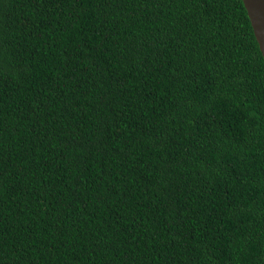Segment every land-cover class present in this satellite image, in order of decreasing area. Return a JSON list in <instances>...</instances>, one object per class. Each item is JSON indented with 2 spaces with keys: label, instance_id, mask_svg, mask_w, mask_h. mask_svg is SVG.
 <instances>
[{
  "label": "trees",
  "instance_id": "obj_1",
  "mask_svg": "<svg viewBox=\"0 0 264 264\" xmlns=\"http://www.w3.org/2000/svg\"><path fill=\"white\" fill-rule=\"evenodd\" d=\"M0 264H264L242 0H0Z\"/></svg>",
  "mask_w": 264,
  "mask_h": 264
},
{
  "label": "water",
  "instance_id": "obj_2",
  "mask_svg": "<svg viewBox=\"0 0 264 264\" xmlns=\"http://www.w3.org/2000/svg\"><path fill=\"white\" fill-rule=\"evenodd\" d=\"M264 60V0H242Z\"/></svg>",
  "mask_w": 264,
  "mask_h": 264
}]
</instances>
